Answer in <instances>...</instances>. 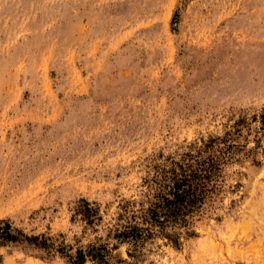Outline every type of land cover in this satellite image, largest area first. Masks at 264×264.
I'll use <instances>...</instances> for the list:
<instances>
[{
  "label": "rangeland",
  "instance_id": "rangeland-1",
  "mask_svg": "<svg viewBox=\"0 0 264 264\" xmlns=\"http://www.w3.org/2000/svg\"><path fill=\"white\" fill-rule=\"evenodd\" d=\"M263 106L264 0H0V219L71 240L77 199L109 220L156 167ZM219 182L193 235L156 237L141 264H264V161Z\"/></svg>",
  "mask_w": 264,
  "mask_h": 264
},
{
  "label": "trees",
  "instance_id": "trees-1",
  "mask_svg": "<svg viewBox=\"0 0 264 264\" xmlns=\"http://www.w3.org/2000/svg\"><path fill=\"white\" fill-rule=\"evenodd\" d=\"M244 161H264V106L239 114L221 134L202 141L195 154L187 152L156 167L150 180L153 192L142 201L123 200L115 217L105 220L97 203L77 199L70 222L81 231L71 240L63 233L26 232L0 219V249H20L42 259L59 257L66 264H141L156 237L177 246L183 234L193 235L191 223L221 192L225 167ZM123 246L126 258L119 253Z\"/></svg>",
  "mask_w": 264,
  "mask_h": 264
},
{
  "label": "bare ground",
  "instance_id": "bare-ground-1",
  "mask_svg": "<svg viewBox=\"0 0 264 264\" xmlns=\"http://www.w3.org/2000/svg\"><path fill=\"white\" fill-rule=\"evenodd\" d=\"M25 264H31L30 262H26Z\"/></svg>",
  "mask_w": 264,
  "mask_h": 264
}]
</instances>
